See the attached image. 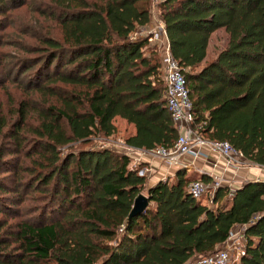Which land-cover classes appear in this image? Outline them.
I'll return each mask as SVG.
<instances>
[{
    "label": "trees",
    "instance_id": "trees-1",
    "mask_svg": "<svg viewBox=\"0 0 264 264\" xmlns=\"http://www.w3.org/2000/svg\"><path fill=\"white\" fill-rule=\"evenodd\" d=\"M34 1L0 0V30L35 42L19 47L32 55L0 66V87L24 92L0 109V264H187L220 249L234 225L245 240L238 264H264V180L230 195L219 186L204 204L187 193L197 177L182 169L146 187L125 155L90 147L60 154L112 134L115 117L133 126L125 145L175 141L160 55L130 38L148 22L149 0ZM22 6L30 16L4 23ZM158 10L185 80L190 126L264 168V0H160ZM217 29L226 45L200 65ZM22 172L24 182L6 184ZM143 189L147 206L128 218ZM27 190L37 211L15 220L21 212L11 206Z\"/></svg>",
    "mask_w": 264,
    "mask_h": 264
},
{
    "label": "built area",
    "instance_id": "built-area-1",
    "mask_svg": "<svg viewBox=\"0 0 264 264\" xmlns=\"http://www.w3.org/2000/svg\"><path fill=\"white\" fill-rule=\"evenodd\" d=\"M134 31L131 32L130 37L141 36V34H137V31ZM143 38L146 39L147 43L157 45L159 49L160 70L164 81V96L171 120L177 131V137L169 148L156 146L152 149L144 150L124 144V155L130 159V162L136 164L141 161L142 157L149 155L167 166L182 169L184 172L191 171L193 168L197 174L202 175V170L195 169L191 162L184 161L183 158L186 155L192 158L204 157L205 155L200 151V148L205 146L215 151L223 159L226 167L241 169L252 165L238 150L231 147L227 142L206 139L190 126L192 121L191 103L185 87V80L180 67L169 52L163 24L158 22L155 29L147 30ZM105 149L110 150L108 148ZM209 166L213 168L215 163H211ZM139 171L144 174L141 169ZM206 175L208 177L206 181L198 176L187 184L186 191L191 197L199 199L207 196L208 203H210L214 190L219 186H223L222 183L226 184L229 191L228 195L235 189L230 186L234 181L225 179L221 174L210 172L206 173ZM239 227L242 229V226ZM241 242L245 244L242 230L240 233L235 234L233 229H231L229 236L220 249L209 255L199 256L187 264H227L232 255L237 259L242 254L244 245L241 248Z\"/></svg>",
    "mask_w": 264,
    "mask_h": 264
},
{
    "label": "rangeland",
    "instance_id": "rangeland-1",
    "mask_svg": "<svg viewBox=\"0 0 264 264\" xmlns=\"http://www.w3.org/2000/svg\"><path fill=\"white\" fill-rule=\"evenodd\" d=\"M16 1V0H15ZM29 1V0H26ZM34 1V0H33ZM44 0H35L34 1V5L32 4L31 6H42ZM160 2V0H149V6H148V22H150V28L148 29H144V30H139L138 27H136L133 31L136 32L137 34H141V36L138 37H130L132 39H142L143 35L146 33L147 30L149 29H155V26L158 24L159 19L161 20V16H160V12L158 10V3ZM6 14V13H5ZM30 14L28 12L25 11L24 7H20L18 9L13 10L12 13H10V15L8 14V17L5 19L4 23H12L11 25H13L12 21H18L20 19H25L26 16ZM4 18V16H3ZM161 24H162V20H161ZM143 28H145V25L141 26ZM132 31V32H133ZM144 39V38H143ZM2 41V44L0 46V66H3L5 64V62L7 61V59H9L10 56H14V57H18V56H27V55H32V53H26V54H22V52L20 51L19 47H22L25 44H35L34 40L28 38L23 32L20 31H14L11 28H5L4 30H0V42ZM227 42V34L223 31V29H217L215 31H213L208 39L207 42V47H206V55H205V59L204 61L200 64H204L205 62L210 61L211 59L214 58V56L217 54L218 51H220L222 48L225 47ZM10 43H14L15 46H12V44ZM146 44L149 47V50H155V53L158 55L159 54V49L157 47V45L155 44H149L146 42ZM200 67V66H198ZM24 97V92L18 88L16 86V84L14 83H7L6 84V89L1 88L0 87V109L2 110V112H6L8 109V105L9 103L13 102ZM10 119H8L9 121ZM13 122V120H10L8 123L11 124ZM112 124L114 126V130L112 132V134H110L109 136H94L92 138H90V140H88V143L84 144V145H73L71 146H67V147H60V154H65L68 151H72L74 150L76 147H83V148H108L111 151H114L115 153L124 155V151H123V146H124V139L131 135L133 133V128L131 125L127 124L124 120L115 117L112 120ZM14 157H17L16 155ZM147 157V159L145 158H141V160H147V162L144 161H140L136 164H132L130 162L129 159V165L128 167L130 168H135L136 169V173L138 175H143L145 177V186H148V183L150 180H152L150 178V165H155L158 167V163L156 162L157 160L154 159L151 156H145ZM22 162L26 163L27 162V158L26 159H22ZM156 160V161H154ZM247 168V171H249L250 174L249 177H251L252 173L250 171H254L256 175H263L262 173H264V168L258 167L256 165H250ZM30 169V168H28ZM139 169H141L142 171H144V174H141V171H139ZM29 171L27 170V173ZM26 172H22L21 174H18L16 176H12V175H7L5 177L10 178L9 180H5L7 185H14L15 183H21L20 178H24ZM186 174V172H185ZM247 175V176H248ZM18 177V179H17ZM195 178V177H193ZM26 178H24L23 182L25 181ZM166 179H170L169 177H166ZM173 180V179H171ZM159 181V180H158ZM191 181V180H190ZM189 181V182H190ZM142 194L145 193L144 189L141 191ZM10 195H14V194H8ZM22 196V198H21ZM21 196H19V202L17 204H13L11 207L15 210H18L21 212V214L19 215L18 218H15V220L18 219H24L26 216H29L30 213L32 211H37L36 206L39 205L37 203H40L37 198H36V192H33L32 190H27L24 194H22ZM207 196L202 197L201 201L204 202L205 204H208V200H207ZM207 202V203H206ZM241 228L238 227L235 230L233 229V232L235 234H238L241 232ZM244 242H241V248H243ZM222 247V246H221ZM239 258V257H238ZM238 258L236 259L234 255H232L230 261L227 264H238Z\"/></svg>",
    "mask_w": 264,
    "mask_h": 264
},
{
    "label": "crops",
    "instance_id": "crops-1",
    "mask_svg": "<svg viewBox=\"0 0 264 264\" xmlns=\"http://www.w3.org/2000/svg\"><path fill=\"white\" fill-rule=\"evenodd\" d=\"M159 22H161L160 19H159ZM149 23L150 22H147L145 24V28L140 26V27H138V29L141 31V30L150 28ZM129 125H131V124H129ZM132 128H133V126H132ZM133 132H134V129H133ZM200 151L205 155L204 157L192 158V157H188L186 155V156H184L183 160L191 162V164L193 165V167L195 169L198 168V169L202 170L203 171L202 175H204L206 177H207L206 173H210V172L221 174L225 179H231L234 181V183L230 185V186H233L234 188L238 187L240 184H242L246 181L264 180V173H262L263 175H256V174L253 175V173H255V172L250 171L252 173V175H251V177H249L248 174H250V173H249V171H247L246 167L241 168V169H233V168L224 166L223 159L215 151H212L208 147L203 146L200 148ZM142 158L147 159V157H142ZM147 160L142 159L141 161L147 162ZM154 161H156V160H154ZM156 162L158 163V167L153 165V164L150 165V170H151L150 178L152 180L149 181L147 187L151 186L152 184H154L158 180L165 179L166 177H169L170 180L175 179V170H176L175 167L167 166L163 163H160L159 161H156ZM211 163H215V166L213 168H211L209 166V164L211 165ZM186 175H188L190 177L201 176V175L197 174L193 168L191 169V171H187ZM222 185L226 186L225 183H222ZM203 197H205V196H203ZM202 203H204V202H202ZM238 227H239L238 225H234L232 229L235 230Z\"/></svg>",
    "mask_w": 264,
    "mask_h": 264
},
{
    "label": "water",
    "instance_id": "water-1",
    "mask_svg": "<svg viewBox=\"0 0 264 264\" xmlns=\"http://www.w3.org/2000/svg\"><path fill=\"white\" fill-rule=\"evenodd\" d=\"M147 204V197L142 193L137 194L133 199V203L127 217L130 218L131 216L141 213Z\"/></svg>",
    "mask_w": 264,
    "mask_h": 264
}]
</instances>
